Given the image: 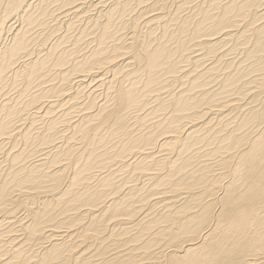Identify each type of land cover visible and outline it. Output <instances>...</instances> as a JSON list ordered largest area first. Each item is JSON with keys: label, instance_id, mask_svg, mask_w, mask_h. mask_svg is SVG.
<instances>
[{"label": "bare ground", "instance_id": "6f19581e", "mask_svg": "<svg viewBox=\"0 0 264 264\" xmlns=\"http://www.w3.org/2000/svg\"><path fill=\"white\" fill-rule=\"evenodd\" d=\"M0 264H264V0H0Z\"/></svg>", "mask_w": 264, "mask_h": 264}]
</instances>
